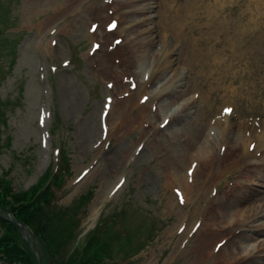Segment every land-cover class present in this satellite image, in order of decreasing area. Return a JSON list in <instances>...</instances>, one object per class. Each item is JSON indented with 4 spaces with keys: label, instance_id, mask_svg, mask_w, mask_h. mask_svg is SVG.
<instances>
[{
    "label": "rangeland",
    "instance_id": "obj_1",
    "mask_svg": "<svg viewBox=\"0 0 264 264\" xmlns=\"http://www.w3.org/2000/svg\"><path fill=\"white\" fill-rule=\"evenodd\" d=\"M159 1L0 0V176L19 190L63 173L73 246L98 230L104 264H264V157H242L236 127L215 142L210 124L226 108L264 123V0H202L192 44L163 42ZM143 38L149 64L174 46L180 82L174 69L147 81L129 59ZM246 206L261 212L242 221Z\"/></svg>",
    "mask_w": 264,
    "mask_h": 264
},
{
    "label": "trees",
    "instance_id": "obj_2",
    "mask_svg": "<svg viewBox=\"0 0 264 264\" xmlns=\"http://www.w3.org/2000/svg\"><path fill=\"white\" fill-rule=\"evenodd\" d=\"M65 166L64 163V170ZM59 174L54 172L49 179L47 172L38 184L19 190L15 189L9 178L1 175L0 205L9 208L16 218L31 228L48 264H104L107 253L110 255V247L107 246L109 241L107 237V243L100 240L98 230L81 245L73 246L78 223L70 207L56 204V192L63 181V173L61 177ZM0 229L2 264H38L27 241L21 237L13 223L1 215ZM132 255L133 252L127 257Z\"/></svg>",
    "mask_w": 264,
    "mask_h": 264
},
{
    "label": "bare ground",
    "instance_id": "obj_3",
    "mask_svg": "<svg viewBox=\"0 0 264 264\" xmlns=\"http://www.w3.org/2000/svg\"><path fill=\"white\" fill-rule=\"evenodd\" d=\"M110 1H112L113 4L115 1V4L118 6H124V5L128 6L137 0H110ZM139 1H141V0H139ZM142 1H149V0H142ZM176 1L177 0H160L158 3V8H159V14H157L158 18H159L158 26L163 33L162 36H163V42L164 43L169 42V38L171 36L175 37L177 40L181 39L182 35H183V31L186 30L185 29L186 21L188 19H191V20L202 19V16L198 14V10H199L201 4L204 6H206V4H207V1H202V0H184L183 9L180 10L178 7H176ZM147 9H149L148 6H147ZM143 11L144 12L146 11L145 5H142L138 8L132 9L128 13L133 14V15H140V14L144 13ZM99 15H101L100 12H99ZM112 17H116V16L114 14H110L108 19L109 18H111V19L108 20L107 25L109 27L111 25L110 28L112 29V31H117V30L122 31L124 29V26L120 25V23L118 22V20L116 18H112ZM124 17H126V15H124ZM200 33H201V29L195 28L192 32L191 40L193 41V39L196 37V35H199ZM118 38L122 39V37H120V36ZM146 41H147V39H145V38H143L139 41H135L133 39L131 40V42H130L131 43V49H130V53H129L130 54L129 59L132 60V62L136 63L138 65V68H143L144 74L145 73L148 74L147 81H150V80L156 78L157 76L162 75L163 72L166 71L167 69L169 71L174 69L171 65L172 61H173L172 60V52L174 51V46L170 47L167 51L166 50L165 51L159 50L160 51L159 56H161L160 60L157 59L156 62L151 61L149 64L145 58V51H143V52L140 51L141 48L145 45ZM147 43L148 42H146V44ZM164 59H166V61H167L166 64H163ZM186 62L191 63V61H186ZM179 71H176L174 69V72L171 73L172 82H175V81L180 82L182 80L183 73L180 69H179ZM137 72H140V71H137ZM155 98H156V96L153 97V99H155ZM185 104H186V106L192 105L191 101H186ZM139 107L141 109L142 106H139ZM169 115L174 116V114L172 112H169ZM210 124L212 126V129L215 128V129L219 130L218 132L214 131V132H216L215 135L208 133L211 136L214 135L215 142L225 139L223 134L221 135L223 130L230 131V130L234 129V127H236L235 134L238 138L236 145H238V147L242 149V153H241L242 157L246 158V157L254 155L253 160L260 159V157H257V154H256L257 152H260L259 156L264 157V123H262L260 130H257V128H255L253 125H249L245 121L242 123H238V122L233 121L231 114L224 111L222 114H220L218 116L216 121H213ZM108 134H111V132H108ZM220 135H221V137H220ZM250 138L254 139L253 142H251L252 139H250ZM230 155L232 156L233 154H230ZM193 156H195L196 158L198 157L200 159V158L206 156V153L200 151L197 154H193ZM253 160L251 163H253L255 166L262 165L260 160H256V161H253ZM241 187L242 186H239L237 188H241ZM244 188L245 187H243V189ZM245 190H246V188L244 189V191ZM244 194H245V192L243 193V195ZM238 198L240 200L242 199L241 196H238ZM260 212H261V209H259L258 206H255V207L246 206V207H241L239 209V216H242V221H250V218L259 214ZM228 216H229L228 214H225V215H223V218L228 219ZM232 253L234 254L235 251ZM246 258L253 260L256 257L253 256V257H246Z\"/></svg>",
    "mask_w": 264,
    "mask_h": 264
},
{
    "label": "water",
    "instance_id": "obj_4",
    "mask_svg": "<svg viewBox=\"0 0 264 264\" xmlns=\"http://www.w3.org/2000/svg\"><path fill=\"white\" fill-rule=\"evenodd\" d=\"M0 210L2 211L3 215L10 219L14 225L17 227L18 231L21 233L23 237H26V233L28 236L33 239V241H36V236L32 233V231L27 227L26 224L21 222L20 220L16 219L12 213L9 211V209L0 206ZM40 264H44L43 261H40Z\"/></svg>",
    "mask_w": 264,
    "mask_h": 264
},
{
    "label": "snow or ice",
    "instance_id": "obj_5",
    "mask_svg": "<svg viewBox=\"0 0 264 264\" xmlns=\"http://www.w3.org/2000/svg\"><path fill=\"white\" fill-rule=\"evenodd\" d=\"M110 27H111V25H110ZM225 111H230V109H227V108H226Z\"/></svg>",
    "mask_w": 264,
    "mask_h": 264
}]
</instances>
